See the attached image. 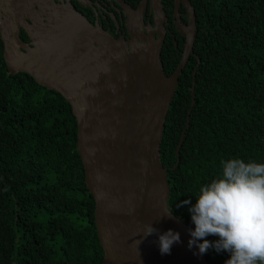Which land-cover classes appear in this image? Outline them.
Listing matches in <instances>:
<instances>
[{
  "label": "trees",
  "instance_id": "16d2710c",
  "mask_svg": "<svg viewBox=\"0 0 264 264\" xmlns=\"http://www.w3.org/2000/svg\"><path fill=\"white\" fill-rule=\"evenodd\" d=\"M189 1L199 65L192 76L191 57L179 76L160 159L168 208L194 229L193 194L218 175L222 159L264 162V0ZM204 255L207 264L230 258L214 247ZM102 257L71 106L30 75L10 74L0 39V264H100Z\"/></svg>",
  "mask_w": 264,
  "mask_h": 264
},
{
  "label": "water",
  "instance_id": "95a60500",
  "mask_svg": "<svg viewBox=\"0 0 264 264\" xmlns=\"http://www.w3.org/2000/svg\"><path fill=\"white\" fill-rule=\"evenodd\" d=\"M121 3L127 39L113 37L68 4L51 0L42 1L45 18L33 19V25L19 12L0 15L3 59L10 74L30 75L71 106L84 183L94 200L100 264H207L198 245L188 246L194 229L168 214L170 187L160 159L166 115L196 38L195 11L183 0L188 25L178 28L186 43L176 69L167 75L161 60L166 16L160 1L150 0L155 27L143 23L148 0L136 8ZM21 27L30 42L21 41ZM193 90L194 80L191 107ZM183 138L184 132L174 168ZM147 223L157 232L144 236ZM168 229L179 232L180 241L169 254H161L159 234Z\"/></svg>",
  "mask_w": 264,
  "mask_h": 264
},
{
  "label": "clouds",
  "instance_id": "9594fccd",
  "mask_svg": "<svg viewBox=\"0 0 264 264\" xmlns=\"http://www.w3.org/2000/svg\"><path fill=\"white\" fill-rule=\"evenodd\" d=\"M193 195L196 203L189 211L195 227L190 230L189 248L198 245L201 254L212 247L227 251L230 258L224 264H264V162L222 159L218 175ZM154 232L151 223L143 226L144 236ZM209 235L219 238L209 241ZM179 241V232L172 229L160 233L161 254H169Z\"/></svg>",
  "mask_w": 264,
  "mask_h": 264
},
{
  "label": "flooded vegetation",
  "instance_id": "af4514ba",
  "mask_svg": "<svg viewBox=\"0 0 264 264\" xmlns=\"http://www.w3.org/2000/svg\"><path fill=\"white\" fill-rule=\"evenodd\" d=\"M42 1L43 0H0V15L19 12L28 25H33V19L38 20L45 18V15L42 13ZM159 1L166 16V19L163 20L165 36L161 47V60L164 73L166 74V72H169L167 75H170L176 69L183 55L186 37L180 32L178 27L188 25V10L183 0ZM176 1H178L177 4ZM51 2L57 5L68 4L76 12L84 16L92 25L101 27L113 37L123 36L127 39L129 36L126 27L127 15L124 12V7L121 2H124L132 8H136L141 0H51ZM16 7L18 10H14ZM153 17L154 15L150 8V0H148L144 12L143 23L155 27ZM19 37L23 42H30V37L23 27L19 30ZM191 57H196L197 59L194 69L192 70V76H194L195 69L199 65V59L194 53L193 48L192 53L188 56L186 64H188L189 59L192 63L193 59H191ZM176 60L178 63L175 65Z\"/></svg>",
  "mask_w": 264,
  "mask_h": 264
}]
</instances>
